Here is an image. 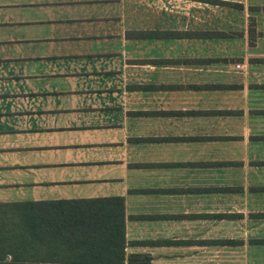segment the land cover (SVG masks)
Masks as SVG:
<instances>
[{"label":"crops","instance_id":"obj_1","mask_svg":"<svg viewBox=\"0 0 264 264\" xmlns=\"http://www.w3.org/2000/svg\"><path fill=\"white\" fill-rule=\"evenodd\" d=\"M114 196L146 264H264V0H0V202Z\"/></svg>","mask_w":264,"mask_h":264},{"label":"trees","instance_id":"obj_2","mask_svg":"<svg viewBox=\"0 0 264 264\" xmlns=\"http://www.w3.org/2000/svg\"><path fill=\"white\" fill-rule=\"evenodd\" d=\"M124 222L117 196L0 202V264H146Z\"/></svg>","mask_w":264,"mask_h":264}]
</instances>
